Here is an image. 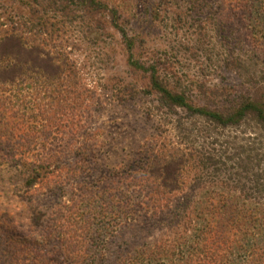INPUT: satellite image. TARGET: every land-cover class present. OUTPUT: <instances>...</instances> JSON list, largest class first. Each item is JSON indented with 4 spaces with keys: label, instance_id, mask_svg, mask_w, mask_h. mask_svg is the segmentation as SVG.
Here are the masks:
<instances>
[{
    "label": "trees",
    "instance_id": "obj_1",
    "mask_svg": "<svg viewBox=\"0 0 264 264\" xmlns=\"http://www.w3.org/2000/svg\"><path fill=\"white\" fill-rule=\"evenodd\" d=\"M65 1L69 2L61 0ZM222 2L240 18L253 49L264 51V0ZM64 4L58 12H64ZM91 6L94 2L88 0L87 7ZM15 25L22 26L17 21ZM0 38V161L4 155L26 160L16 169L22 191L13 185L16 189L5 201L29 202L36 185L44 192L53 184L62 185L93 155L87 158L85 151L75 148L77 161L69 164L56 156L61 151H52L48 141L38 142L35 133L53 116L28 101L37 90L41 95L47 92L34 88L35 79H58L59 67L48 74L44 67L54 57L28 38L25 30L12 26ZM233 60L229 64L244 72L247 83L253 82L249 72L255 63L248 58ZM142 70L148 71V92L155 93L165 108L184 109L214 128L252 121L264 133L263 69H258L253 82L257 92L220 88L213 93L218 99L209 106L165 80L157 67ZM55 130H43L41 135H58ZM251 135L252 141L244 145L237 143L235 135L200 132L197 138L207 141L197 142L192 151L182 143L168 148L147 145L137 156L144 163L106 172L95 184L82 187L83 193L74 194L68 203L61 200L49 211L31 209L25 227L12 209L0 208V264H264V146L257 138L262 135ZM224 136L233 141H224ZM34 138L37 142H30ZM38 150L45 155L30 159ZM189 165L196 172L191 179L184 175ZM2 185L0 179V194L6 190ZM163 228L171 230V240L146 241ZM123 229L128 237L113 242L125 233ZM170 235L164 233L162 238Z\"/></svg>",
    "mask_w": 264,
    "mask_h": 264
},
{
    "label": "rangeland",
    "instance_id": "obj_2",
    "mask_svg": "<svg viewBox=\"0 0 264 264\" xmlns=\"http://www.w3.org/2000/svg\"><path fill=\"white\" fill-rule=\"evenodd\" d=\"M222 1L93 0L94 6L89 8L88 0H69L65 4L61 0H0V37L12 26L25 30L28 38L37 40L54 57L53 63L44 67L48 74L59 67L58 79H35L34 88L47 92L41 95L37 90L36 97L28 102L53 116L35 137L38 142L48 141L52 151L59 149L61 153L56 156L69 164L77 161L75 148L85 151L87 158L93 155L75 177L67 175L62 185L53 184L46 192L36 185L31 190L32 200L14 198L11 204L5 198H10L16 188L21 189L16 169L19 171L26 160L4 155L0 179L6 190L0 194V208L12 209L16 221L25 227L31 209L49 211L61 200L68 203L74 194L83 193L82 187L95 184L106 172L144 163V158L137 156L147 145L166 144L168 148L182 143V147L193 150L197 142L207 141L197 138L200 132L235 135L237 143L244 145L252 141L251 132H256L262 135L257 138L264 146V133L252 121L214 128L184 109L165 108L155 93L148 92V71L142 67L150 66L157 67L165 80L206 106L218 99L213 93L221 89L257 92L253 82L258 69L264 72V51L253 49L240 18L232 15ZM62 4L66 8L60 13ZM15 21L22 26L15 25ZM235 57L255 63L253 72H249L253 82L247 83L244 72L229 64ZM43 130L59 134L45 138ZM221 139L233 141L227 136ZM34 141L37 139L30 142ZM43 153L38 150L30 159ZM194 173L192 165L184 169L189 179ZM8 178L12 181L7 182ZM126 231L123 229L125 233L112 241L128 237ZM169 231L163 228L146 241L171 240ZM164 233L170 236L162 238ZM114 248L109 243L108 249L114 252Z\"/></svg>",
    "mask_w": 264,
    "mask_h": 264
}]
</instances>
